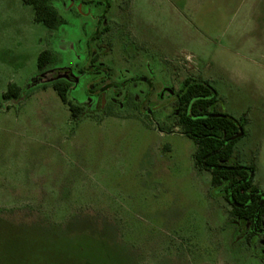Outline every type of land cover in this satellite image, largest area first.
Masks as SVG:
<instances>
[{
	"label": "rangeland",
	"instance_id": "374dc122",
	"mask_svg": "<svg viewBox=\"0 0 264 264\" xmlns=\"http://www.w3.org/2000/svg\"><path fill=\"white\" fill-rule=\"evenodd\" d=\"M53 5L56 30L0 0V264H264L176 114L187 78L210 84L264 195V0Z\"/></svg>",
	"mask_w": 264,
	"mask_h": 264
},
{
	"label": "trees",
	"instance_id": "16d2710c",
	"mask_svg": "<svg viewBox=\"0 0 264 264\" xmlns=\"http://www.w3.org/2000/svg\"><path fill=\"white\" fill-rule=\"evenodd\" d=\"M55 0H23L33 8L35 21L50 30H56L62 19L54 7ZM53 62V54L44 50L38 57V69L45 70ZM62 102L69 106L72 118L77 120L83 110L68 98L70 84L56 80L52 85ZM22 89L10 84L2 95L4 102L19 99ZM178 117L185 135L196 144L195 160L199 167H207L215 188L225 186L226 199L233 207L232 215L253 221L257 200L263 196L254 183L252 166L229 167L237 143L246 136L247 121L236 119L223 110L217 91L208 83L187 79L178 94ZM0 102V109L2 108ZM227 183V184H226ZM261 194L249 204L252 194ZM232 201V202H231ZM249 204V205H248Z\"/></svg>",
	"mask_w": 264,
	"mask_h": 264
},
{
	"label": "flooded vegetation",
	"instance_id": "af4514ba",
	"mask_svg": "<svg viewBox=\"0 0 264 264\" xmlns=\"http://www.w3.org/2000/svg\"><path fill=\"white\" fill-rule=\"evenodd\" d=\"M105 12H107V10H105ZM105 18V14L102 15L101 19H104ZM107 29V28H106ZM187 79H194V80H198V81H201L203 83H206L203 79H198V78H194V77H189ZM186 79V80H187ZM185 80V81H186ZM184 81V82H185ZM183 82V83H184ZM68 83V82H67ZM183 83L181 84V87L179 89V91L181 90L182 86H183ZM179 91L176 93V114H177V119H178V126L182 129V127L180 126V122H179V117H178V101H179V98H178V94H179ZM79 107V106H78ZM81 108V107H80ZM82 109V108H81ZM83 110V109H82ZM83 113V112H82ZM182 134L185 135L183 129H182ZM187 136V135H186ZM188 137V136H187ZM234 157H235V151H234V155H233V158L231 159V161L228 163V166L229 167H234V166H237V165H241L240 163L236 162L234 160ZM194 160H195V156H194ZM234 161V162H233ZM195 165L197 167V169L199 171H207V167L204 166V167H199L196 163V160H195ZM241 166H245V165H241ZM208 172V171H207ZM227 184V183H226ZM225 186H223L222 188H218V189H222L224 191V199L225 201L228 203V205L231 207V215H232V211H233V207L231 205V203L229 201H227L226 199V191H225ZM260 193L261 191L258 190ZM257 196H261V194L257 193V194H252V197H251V200L249 202V204H254V200L256 199ZM232 202V201H231ZM257 204H256V215H255V218L253 221H250V220H246V219H240V218H237L235 216L232 215V217L234 219H237L239 220V226L243 229V230H248L247 229V223H250V228L248 230V236H247V241L249 242V245L252 247L253 249V252L255 254V256L261 260L264 261V250L262 252H260L258 246L261 242L264 241V197L261 196L260 197V200H257L256 201ZM248 204V205H249Z\"/></svg>",
	"mask_w": 264,
	"mask_h": 264
},
{
	"label": "crops",
	"instance_id": "0c3cea01",
	"mask_svg": "<svg viewBox=\"0 0 264 264\" xmlns=\"http://www.w3.org/2000/svg\"><path fill=\"white\" fill-rule=\"evenodd\" d=\"M22 3H23L25 6H28V7H30V8L32 9L33 14H34V20H35V12H34L33 8H32L31 6H29V5H26V4L23 2V0H22ZM41 52H42V51H41ZM41 52H40V53H41ZM38 57H39V55H38Z\"/></svg>",
	"mask_w": 264,
	"mask_h": 264
}]
</instances>
